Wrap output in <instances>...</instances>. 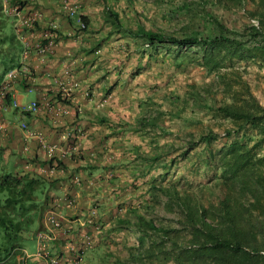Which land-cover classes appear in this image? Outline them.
Listing matches in <instances>:
<instances>
[{"label": "rangeland", "instance_id": "374dc122", "mask_svg": "<svg viewBox=\"0 0 264 264\" xmlns=\"http://www.w3.org/2000/svg\"><path fill=\"white\" fill-rule=\"evenodd\" d=\"M66 1L77 4L78 11L88 19L87 24L82 28L78 27L75 21L73 23V30L76 34L75 40L80 46L82 57L85 56L83 52L90 54L84 64L90 60L87 65L96 63L98 76L102 74L104 77V75L111 72L113 75L110 77L113 83L110 86L107 84L108 88L106 90L102 89L100 92H98V85H95L94 81L88 80L84 85L83 97L80 101L89 100L95 92H98L95 102L92 103V112L108 116L110 123H107L108 133L104 138L106 142L114 147L113 154L116 159L127 158V156L131 159L134 153L139 159H142L143 156L158 155L150 162H148L149 159H142L146 171L144 173L139 172L137 177H134L131 181L126 180V184H118L120 193L117 194L120 197H113L112 193L109 195L111 200L106 199L104 205L107 206L106 203H111L113 208L111 210H114L117 215L123 214V216L129 218L134 217L131 212L125 213L127 209H124V204L127 207L136 206L137 211L150 217L155 225L180 226L176 220V214L163 208L162 202L165 196L148 188L151 182L155 184H174L181 192H187L189 199L200 205L209 216L210 207L216 204L219 196L217 188L212 186L218 169L212 164L214 161H206L205 155L209 149L215 150L225 141L222 131L230 128L231 125L227 119L218 116L216 111L208 108V106L228 100L227 94L219 89L218 84H215L209 92L204 91L203 87L200 86L211 80L213 74L205 73L200 66L193 63L187 56L177 55L173 46L158 44L153 47L147 45L141 38L130 36L126 31H112L104 15V6L108 5L117 12L125 28H132L138 21L147 28L159 29L165 34L180 36V26L188 17L185 10L173 8L180 0ZM188 1L191 2L192 8L196 10L203 7L200 0ZM8 3H10L9 0H2V6ZM205 6L217 14H223L226 18L224 23L228 27L231 26L234 20H236L235 25L238 27L246 22L249 23V17L254 16L251 0H244L243 8H232L230 5L220 7L219 5L211 6L207 4ZM39 12L43 13L42 10ZM9 16L12 26L13 18L11 15ZM44 17H46L45 14L41 15V18ZM38 22L39 24L35 23L34 26L37 27L36 30L34 29L35 33L40 27L47 28L46 24L40 23V19H38ZM196 29L198 31L200 27L196 26ZM199 33L204 34V31L201 30ZM32 39L26 37L29 42ZM31 50L34 49L30 48ZM261 62L258 57L240 61L233 60V66L238 68L241 77L246 80L250 90L258 101L264 105V62ZM227 68V66H224L220 71ZM17 82H19L17 79L14 80L10 92H14V87H16L14 85ZM25 83L27 85V82ZM190 84H193L192 86L195 88H199V94L196 95L192 91ZM60 92L61 90H58L54 93L61 96ZM24 94L27 97L24 98L22 103L27 104L33 99L32 91L25 90ZM67 102L70 107L73 106V110L69 111L71 116L83 112L81 105L76 104V100H68ZM10 106L15 108L11 99L8 103L4 97L0 101L2 112L0 117L6 116L9 118ZM141 118H147L150 121L155 118L154 124L142 126L140 123ZM48 122L50 123L49 119ZM25 124L27 129L38 133V137H32L34 140L30 151L22 145L21 149L24 153L17 161L18 165H21V169H26V163L38 167L35 163H42L39 160L53 155L64 160L59 154L62 143L57 142L59 139L54 142L48 140L46 134H44L48 129L47 127L32 125L27 121ZM57 126L58 123L51 125L50 128L52 130ZM18 128H20L19 125ZM208 129H211L217 135L214 140H211L208 144L199 142L192 145L188 152L181 155L182 147L188 141L196 140L200 133L207 132ZM4 131L0 133V168L11 170L12 165L8 162L11 153L8 147V131ZM54 131L58 133L60 138L61 130L56 129ZM79 132L82 134L80 138L77 136ZM83 133V130L72 131V129H68L65 132V141L68 145H73L74 142L79 143L83 139ZM255 135L256 128L249 123L245 126L242 135H237L236 143L230 145L232 139H227L228 145L220 153L225 154L224 152L227 151L223 155L222 161L228 162L230 160L232 154L238 149L231 151L236 147L235 145L240 142L249 143L250 140L255 138ZM56 145L59 147L57 146V148ZM132 148L137 149L133 150ZM25 151L28 152L27 155H25ZM258 152L264 154V142L259 146ZM34 154H36L37 159L31 161L30 158ZM215 156L217 158V155ZM26 159L28 160L26 161ZM52 164L47 166V164L42 163V167H44L43 175L45 171L56 174L55 169L60 167L55 165V159L52 160ZM40 170L38 169V171ZM71 183L73 181L68 180L66 184L70 185ZM112 190L115 191L116 189ZM2 194L0 193V196ZM121 196L127 197L121 199ZM49 197L50 201L48 207L42 213V218L49 215L54 219H58L59 224L57 226H38L39 223L36 219L28 222V225L22 230V236L16 243L20 253H17L15 258L17 261L23 259L22 264H28L29 257H34V264H115L116 260H124L130 252L134 254L139 249H148L152 252V255L149 256L148 254L139 255L141 262L181 264L176 259V261L174 259L172 261L168 260L166 253L159 246H153V240L157 239L156 235L145 237L142 244L137 246L135 239L137 233L131 226L124 228L99 226L100 230L96 227L93 228L98 231H94L90 227L89 229L88 226H86L87 229L84 226H79L78 229L72 230L71 235L60 236L58 238L59 244L55 242L52 246V239L47 235L53 234L52 228L62 225L60 218L51 212L52 207L56 206L55 201L60 198L68 207L75 205V201L71 193L62 192V190L61 194H50ZM95 202L98 201L87 203L89 213L82 224L96 225L93 223V219H97ZM150 205L152 207H149ZM65 211L67 210L65 209ZM74 216V214L66 215L67 219ZM46 222L50 225L48 220ZM66 227L70 228L71 226ZM109 228L112 229L109 230ZM39 231L44 234H42V241L45 248L43 250L39 249V254L36 255L35 252L41 241L36 237V232ZM169 234L174 235V232L170 231ZM183 234V230H179L176 239L182 242L181 236ZM86 240H88V243ZM169 244V241L165 243L167 247ZM136 259L138 260V258ZM11 262L12 259L9 258L6 263L11 264ZM126 264L132 263L129 261Z\"/></svg>", "mask_w": 264, "mask_h": 264}, {"label": "trees", "instance_id": "16d2710c", "mask_svg": "<svg viewBox=\"0 0 264 264\" xmlns=\"http://www.w3.org/2000/svg\"><path fill=\"white\" fill-rule=\"evenodd\" d=\"M19 1L9 0L10 3ZM251 1L257 25L246 22L238 27L234 20L228 27L224 23L226 18L223 14H217L205 5L243 8L244 0H200L203 7L197 10L192 8L190 1L180 0L173 8L185 10L188 14L187 20L180 26V36L147 28L138 21L132 28H125L117 12L108 5L104 6V15L112 31H126L130 36L141 38L153 47L158 44L173 46L177 55L187 56L205 73L213 74L211 80L200 86L204 91L209 92L218 84L219 89L228 97V100L208 106L231 125L222 131L225 141L215 150L209 149L205 155L206 161H214L212 164L218 169L212 186L217 188L219 196L216 204L210 207V215L192 202L187 192H181L174 184L151 182L149 190L165 196L163 208L176 214L180 226L155 225L150 217L138 212L136 206L127 207L133 220L127 217L115 218L116 224H129L136 230L137 246L142 244L145 237L156 235L153 246H159L168 260L176 259L181 264H264V154L258 152L264 142V105L250 90L238 68L233 66V60L258 57L261 63L264 62V0ZM10 19L0 0V80L6 70L20 64L22 42L16 37ZM81 19L87 24L86 16L81 15ZM196 26L200 27L198 31ZM201 30L204 34L199 33ZM224 66L228 68L220 71ZM22 85L26 86L24 80H21ZM190 85L192 91L199 94V88ZM4 97L9 103L10 92ZM154 119L151 122L141 118L140 123L142 126L153 125ZM249 123L256 128L255 138L249 143L240 142L235 145L231 151L238 149L230 160L222 161L227 151L225 154L220 153L226 149L227 139H232L230 145L236 143L237 135H242ZM216 136L211 129L200 133L196 140H190L182 147L181 155L188 152L192 145L199 142L208 144ZM157 156H143L142 159H149L150 162ZM30 159H37L36 154ZM53 159L57 167H65L64 160L55 155L39 161L51 166ZM144 165L143 162L140 173L146 171ZM0 169V193H3L0 196V264H7L9 258L12 259L11 264H22L23 259L17 261L15 258L20 253L16 243L28 222L42 218L50 201L49 190L58 177L51 178L33 169ZM179 230L184 233L181 236L182 242L176 239ZM170 231L174 235L169 234ZM167 241L170 243L168 247L165 245ZM143 254L149 256L152 252L139 249L134 254L130 252L124 260H116L115 264H126L129 261L132 264H151L141 262L140 256ZM28 264H34V257L28 258Z\"/></svg>", "mask_w": 264, "mask_h": 264}, {"label": "crops", "instance_id": "0c3cea01", "mask_svg": "<svg viewBox=\"0 0 264 264\" xmlns=\"http://www.w3.org/2000/svg\"><path fill=\"white\" fill-rule=\"evenodd\" d=\"M59 2L60 0H47V2L46 0L33 1V7L39 11H43V13L40 12V23L48 24L53 22L57 26V31L47 51H29L25 62L30 71V83L25 87L23 85L20 86L21 81H19L14 85L16 86L14 87V92H11V97L17 103H22L24 98L27 97L24 91L30 90L32 91V98L36 99L41 107L35 113H28L25 111L21 112L18 107L12 108L10 106L11 113L9 118L6 116L0 117V133L5 132L4 130L8 131V147L11 152L8 162L12 165V171L21 169V165L17 163L20 156L24 153L21 147L24 145L30 151L32 141L34 140L32 137H35L34 130L27 129L26 131L18 128L20 122L27 121L32 125L47 127L48 129L44 134H46L48 140L54 142L59 139L57 142L60 141L62 143L59 148V154L65 160V167L55 169L57 171L56 174L45 171L44 175H48L51 178L58 177L49 190V194L58 195L61 194V190L62 192L71 193L75 205L65 206L64 201L60 198L55 201L56 206L52 207L51 212L60 218L62 225L52 228L53 234L47 235L49 238L51 237V243H58L60 236L71 235L72 230L78 229L79 226H84L85 228L88 226L91 229L96 227L98 230H100L99 226H130L129 224H116L115 218L129 217L123 216V214L117 215L114 210H111L113 209L111 203L108 202L106 203L107 206H105L104 201L106 199L111 200L109 195L112 193L113 197L119 196L117 194L120 193L118 184H126V180L131 181L134 177H137L139 169L143 168L142 159H139L135 153L132 154L133 158L131 159H129V156L127 158L116 159L113 154L114 147L106 142L104 137L108 133L107 123H110L107 118L108 116L106 114H103V116L94 114L92 112V103L95 102L98 92L102 91V89L106 90L108 88L106 85L109 84L110 86L113 83L112 78H110L113 76L112 72L104 75V77L102 74L98 76L96 70L98 66H96V63L87 65L90 63V60L84 64L86 59L90 57V54L83 52L85 56L82 57L80 46L75 40L76 34L73 31L74 20L60 14L58 10ZM43 14L46 17L41 18ZM88 80H92L95 82V85H98V92L92 95L91 100L81 102L80 99L83 97L82 91ZM58 90H61V96L54 93ZM68 100H76V104L81 105L83 112L71 116L69 111L73 110V106L70 107L68 105ZM0 113L2 114L1 107ZM57 123V128L51 130V125ZM56 129L61 130L60 138L58 133L54 131ZM68 129H72V131L83 130L82 141L68 145L65 141V132ZM77 136L80 138L82 134L79 132ZM132 149L136 150L137 148ZM27 154L28 152L25 155ZM39 156L41 155L39 154ZM35 164L38 167H33L30 163H26L25 170L33 169L38 171V169H41L39 172L42 174L44 170L42 163L37 162ZM74 177L78 180L74 181ZM68 180H72L73 183L67 185ZM111 189L116 190L111 191ZM126 197L121 196V199H126ZM93 201H98L95 202L97 219H93V223L96 225L82 224L89 213L87 203L89 204V202ZM124 209H127L125 204ZM125 213L130 212L127 210ZM73 214L75 215L73 218L67 219L66 215ZM133 219L131 218V220ZM38 223V226H52L47 224L45 217L41 218ZM65 225L71 227L67 228Z\"/></svg>", "mask_w": 264, "mask_h": 264}, {"label": "built area", "instance_id": "2783aa9c", "mask_svg": "<svg viewBox=\"0 0 264 264\" xmlns=\"http://www.w3.org/2000/svg\"><path fill=\"white\" fill-rule=\"evenodd\" d=\"M33 1L34 0H20L19 2H12L3 6V10L5 11V13L11 15L13 18L12 28L16 37L19 38L22 42V50L19 57L20 64L6 70L0 80V101L4 98L7 91L10 92L14 80H24V82H27L26 86L29 85L30 71L25 60L30 51V48L36 50L37 52L47 51L57 31L56 24L52 22L46 24L47 28L40 27V29L35 33L34 29L36 30L37 27L35 28L34 26L35 23L39 24L38 19H40V12L39 10L35 9V7H33ZM77 8V4L67 2L66 0H60L58 4V10L60 14L64 15L67 18H73L78 27L82 28L85 26V23L81 19V15L83 14H81ZM249 23L253 26H256V18L254 16L249 17ZM26 37H31L33 39L31 42H29L28 40H26ZM10 99L12 101V105L18 107L20 111L34 112L37 111L41 106L36 99H32L27 104L17 103L16 100L11 97V92ZM19 126L23 130H27L24 121L20 122ZM35 136L38 137V133H35ZM76 177L73 178L74 181L78 180ZM45 219L48 220L50 225L52 226H57L59 224L58 219H54L49 215H45ZM42 234L43 233L40 231L36 232L37 239L41 240L40 245L37 247V250L35 252L36 255L39 254V249L43 250L45 248L43 247ZM86 242L88 243V240H86Z\"/></svg>", "mask_w": 264, "mask_h": 264}]
</instances>
